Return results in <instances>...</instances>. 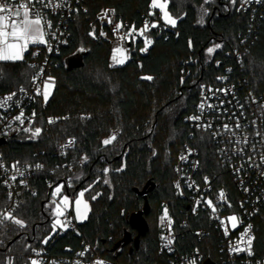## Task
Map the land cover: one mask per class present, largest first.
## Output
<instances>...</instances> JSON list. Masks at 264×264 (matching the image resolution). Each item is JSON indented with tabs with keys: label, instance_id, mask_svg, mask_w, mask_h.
Segmentation results:
<instances>
[{
	"label": "trees",
	"instance_id": "trees-1",
	"mask_svg": "<svg viewBox=\"0 0 264 264\" xmlns=\"http://www.w3.org/2000/svg\"><path fill=\"white\" fill-rule=\"evenodd\" d=\"M164 1L176 20L167 28L151 0L86 1L87 14L75 17L71 40L51 65L52 95L37 112L33 128L0 140L5 165L41 163L44 167L28 181L34 194L23 190L18 198L12 217L23 226L12 219L0 226V264H31L33 249L56 256L80 248L83 242L119 264H165L169 255L158 252V217L164 209L174 220L178 251L205 244L213 251L217 247L214 235L199 241L182 225L185 219L195 231V216L187 217V205L173 187V167L177 153L188 143L198 149L202 171L218 173L208 136L183 120L193 112L201 82L229 68L264 93V0H259L254 13L240 11L238 0ZM106 7H113L117 17L135 29L150 13L159 22L145 32L151 40L147 47L139 37L131 39L127 60L120 65H111L108 45L88 34L94 13ZM215 44L220 47L208 59L206 51ZM81 49L85 53L81 65L67 69L63 60ZM33 73L25 58L0 61V94L28 88ZM49 116L60 119L47 127L44 121ZM37 128L40 133L33 136ZM114 130L115 140L103 144ZM68 138L74 140V147L61 157L53 146ZM81 157L86 161L78 166ZM65 163L72 168H63ZM63 174L69 176L73 195L84 191L89 211L85 221L77 223V233L55 232L46 238L51 219L45 205ZM148 181L154 184L146 195L148 231L134 248L136 231L128 218L142 208L144 200L133 189L141 190ZM3 203L0 196V207ZM253 233L254 255L264 258V208L253 220ZM213 251L212 259L220 264Z\"/></svg>",
	"mask_w": 264,
	"mask_h": 264
},
{
	"label": "built area",
	"instance_id": "built-area-1",
	"mask_svg": "<svg viewBox=\"0 0 264 264\" xmlns=\"http://www.w3.org/2000/svg\"><path fill=\"white\" fill-rule=\"evenodd\" d=\"M86 1L98 0H31L29 3L30 19H35L37 13L41 18L43 42L28 45L23 53V59L34 70L29 87L0 94V104L3 105L0 106V140L16 137L33 128L37 112L45 108L54 89L55 80L51 75L53 60L71 40L75 17L87 14L88 7L84 4ZM3 2L4 0H0V3ZM7 2L17 5L27 3L28 0ZM259 5V0H238L240 11L252 10L254 13ZM23 11L20 9L21 18ZM150 14L144 16L140 28L135 29L133 24L122 22L113 7H106L94 13L88 24V34L91 38L104 41L110 51L122 49L129 55L128 42L138 38L141 30L148 31L154 28L153 25L158 26V20L152 19ZM118 24L121 27L117 30ZM164 27L169 25L165 24ZM235 55L239 58L238 53ZM216 64L219 65L218 62ZM46 84L52 85L51 91L47 93V101L44 99ZM9 96L12 97L11 100H6ZM201 104L204 105L203 108ZM21 112L23 123L15 119ZM194 117L198 119H193ZM59 119L49 116L44 125L49 127ZM183 120L208 136L218 173L203 172L198 149L188 143L183 144L173 167V187L178 197L187 205V217L195 216V231L185 219L182 220V225L187 232L194 233L197 240L212 234L218 238V243L214 251L206 244L178 251L175 248V223L168 213L165 217L164 209L158 217V252L169 255L165 264H192L193 261L195 264H216L211 256L212 251H216L220 264H264V258L256 257L253 252V220L261 208H264V93L255 91L245 77H238L231 69L226 68L223 73L198 85L193 112ZM116 133L115 130L111 131L109 136ZM73 147L74 140L68 138L62 144H54L53 150L65 157ZM85 161V157H81L77 165L81 166ZM62 167L68 170L72 168L69 163ZM43 169L41 163L7 166L0 159V196L4 201L0 207V218L9 213L13 216L21 191L34 194L28 181ZM60 178L67 195L73 198L69 176L63 174ZM209 200L212 201L211 206L207 203ZM233 216L237 218L235 222L229 219ZM8 220L10 219H3L0 226ZM63 223L64 229H58L57 234L61 235L65 231L77 233V223L71 212L65 215ZM169 239L172 241L170 244ZM81 252L85 254L79 255ZM31 254L33 260L40 264H97L98 261L102 264H119L97 255L84 242L80 248L62 255H49L40 249H33Z\"/></svg>",
	"mask_w": 264,
	"mask_h": 264
},
{
	"label": "snow or ice",
	"instance_id": "snow-or-ice-1",
	"mask_svg": "<svg viewBox=\"0 0 264 264\" xmlns=\"http://www.w3.org/2000/svg\"><path fill=\"white\" fill-rule=\"evenodd\" d=\"M233 3L236 2V0H232ZM29 3H31V0H28L27 3H20L17 5H11L7 2V0H4L3 3H0V60H19L21 59V54L22 52L27 48L28 43L31 42H43V36L44 33L41 29V18L39 16V14H36V18L35 19H30V8H29ZM47 6V5H45ZM58 6V5H56ZM153 7H159L161 9L165 8L164 4H157V0H153ZM20 9H23V16L21 18V13H20ZM165 16L167 18L168 14L165 13ZM169 22L172 23L173 25L175 24L174 20H171L169 18ZM156 25H153V27H155ZM50 27V25H49ZM121 27V25H116V29L118 30ZM147 27V24L146 26ZM131 31H134L131 30ZM143 30L141 31L142 34ZM103 35V33H101ZM146 43H151V41H146ZM216 47H220L219 45H216ZM147 49H142V51H146ZM81 51H83V49H81ZM214 51L213 48H209L208 52L212 53ZM122 62V61H121ZM51 79V78H50ZM146 79H151V77H146ZM45 87H47V84L45 85ZM11 96L7 97L6 100H11ZM44 99L45 101H47L48 99V94L47 92H45L44 94ZM0 106H3L2 104H0ZM203 104H201V108H203ZM34 115V114H33ZM23 112L20 113V115H18L17 117H15L16 120H19L21 123H23ZM193 119H198V118H193ZM52 122V121H50ZM227 128V126H225ZM237 127H239V125L237 124ZM29 129H25V131H28ZM40 133V129L37 128L35 129V131L33 132V136L39 135ZM115 135H113L112 137H110L109 139H106L103 143L105 145L110 144L113 140H115ZM71 143V141H70ZM86 159V158H85ZM181 159H184V157H181ZM37 167L39 168L40 165H37ZM105 171H107V169H105ZM13 179H15V177H13ZM108 181H105V183H107ZM177 187H179V185H177ZM60 187L56 188V192L54 193V195L56 193L60 192ZM84 193L81 192L80 196L83 197ZM221 197H223V193L220 194ZM67 197H64V201H67ZM93 199H95V197H93ZM77 206H79V204L81 203L80 200L76 201ZM210 206L212 205V201L209 200L207 202ZM85 207H87V205H85ZM57 210H59V205H57ZM213 211H215V208L213 207ZM165 217L167 216V210H165ZM3 219H12L14 223L16 224H20L21 226H23V222L18 220V219H14L11 214L9 213L8 215L3 216L2 218H0V223L3 222ZM164 219V217H162V220ZM230 220H232L233 222L236 221V217H230ZM60 221L57 220L56 223L53 225V228L56 227V224H59ZM171 222L169 221V224ZM233 226H235V224H233ZM251 226H249L250 229ZM248 229H246V233H247ZM172 241L169 239L168 243L170 244ZM248 245H251V237L248 238ZM236 251H239V249H234ZM85 253L81 252L79 255L83 256ZM250 254V253H249ZM32 264H36V261H33ZM97 264H102V262H97ZM192 264H195V262L193 261Z\"/></svg>",
	"mask_w": 264,
	"mask_h": 264
},
{
	"label": "rangeland",
	"instance_id": "rangeland-1",
	"mask_svg": "<svg viewBox=\"0 0 264 264\" xmlns=\"http://www.w3.org/2000/svg\"><path fill=\"white\" fill-rule=\"evenodd\" d=\"M207 2L216 3V0H207ZM157 4H164L165 8L161 9L159 7H153V0H151V7H153L157 11H159L161 21L166 25L172 26L173 24L169 22V18L171 20H174L175 22H176V20L171 15V13L168 11V3L164 0H157ZM165 13L168 14L167 18L165 16ZM141 31L139 32V38H140V40H142L143 46L147 47L150 43H146V41H151V40L145 34L146 31H143L142 34H141ZM40 43H42V42H35L34 43V42L30 41L28 44H40ZM216 45H219V44H215V45L210 47V48L214 49V51L212 53H209L208 50L206 51L208 59H210L213 56L214 52L219 48V47L217 48ZM127 57H128V55L126 54V52L124 50L114 49L110 53V63H111V65H120L127 60ZM70 60L71 59L69 58L67 61H70ZM51 89H52V85L47 84V87H45V91L48 93L51 91ZM110 134H111V132H110ZM112 136L113 135L107 136L102 141L104 142L106 139H109ZM57 187H60L61 190L59 193H56L54 195ZM81 192L82 191H78L76 194L73 195V198H70L67 195V193L64 189V185L62 183H60L59 185H56L52 188L50 197L48 198L49 199L48 203L45 205V209H46L47 213L50 215V219H51L50 231H49L48 236L46 238L51 236L58 229H61V230L64 229L63 221L65 218V215L68 212H71V215L73 216L76 223H82L85 221L87 214H88V211H89V204L85 201L84 196L83 197L80 196ZM83 193H84V191H83ZM64 197L68 198L66 202L64 201ZM77 200L81 201L79 206H77V203H76ZM57 205H59V210H57ZM85 205H87V207H85ZM57 220H59L60 223L56 224V227L53 228V225L56 223ZM33 261H36V260H33ZM32 262H31V264H32ZM36 264H40V263H38V261H36ZM205 264H210V263H205Z\"/></svg>",
	"mask_w": 264,
	"mask_h": 264
},
{
	"label": "water",
	"instance_id": "water-1",
	"mask_svg": "<svg viewBox=\"0 0 264 264\" xmlns=\"http://www.w3.org/2000/svg\"><path fill=\"white\" fill-rule=\"evenodd\" d=\"M136 35H134V38ZM131 42H128L127 47L130 48ZM85 53L83 51L76 52L68 57H66L63 62L67 69L75 68L80 66L82 63V58ZM70 61H67L68 59ZM154 189V184L150 181L145 183L141 190L133 189L137 196H141L144 200L143 206L137 212L132 213L128 218V224L131 229L136 231V236L133 239L134 248H138L140 237H143L148 231V224L145 216L149 213V203L147 200V193Z\"/></svg>",
	"mask_w": 264,
	"mask_h": 264
},
{
	"label": "crops",
	"instance_id": "crops-1",
	"mask_svg": "<svg viewBox=\"0 0 264 264\" xmlns=\"http://www.w3.org/2000/svg\"><path fill=\"white\" fill-rule=\"evenodd\" d=\"M28 45H32V44H28ZM23 53H24V51L22 52V54H21V59H19V60H0V61H5V62H17V61H21L22 59H23Z\"/></svg>",
	"mask_w": 264,
	"mask_h": 264
}]
</instances>
